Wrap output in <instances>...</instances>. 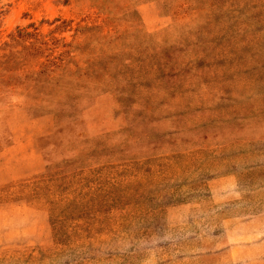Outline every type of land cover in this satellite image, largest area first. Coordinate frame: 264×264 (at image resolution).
I'll list each match as a JSON object with an SVG mask.
<instances>
[{
  "label": "rangeland",
  "instance_id": "374dc122",
  "mask_svg": "<svg viewBox=\"0 0 264 264\" xmlns=\"http://www.w3.org/2000/svg\"><path fill=\"white\" fill-rule=\"evenodd\" d=\"M0 264H264V0H0Z\"/></svg>",
  "mask_w": 264,
  "mask_h": 264
},
{
  "label": "trees",
  "instance_id": "16d2710c",
  "mask_svg": "<svg viewBox=\"0 0 264 264\" xmlns=\"http://www.w3.org/2000/svg\"><path fill=\"white\" fill-rule=\"evenodd\" d=\"M66 1V0H65ZM46 43V42H45ZM50 64H45V66H44V68H45V70L46 69H48V68H50V73H54L55 72V68H57L58 66V64L55 62V61H53V60H51V62H49ZM55 67V68H54ZM62 67V66H61ZM52 79H54V78H52Z\"/></svg>",
  "mask_w": 264,
  "mask_h": 264
}]
</instances>
